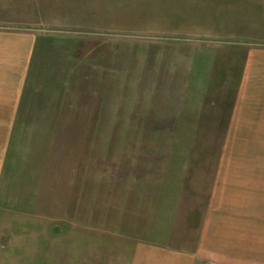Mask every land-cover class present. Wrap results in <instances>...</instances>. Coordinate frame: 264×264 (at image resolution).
Instances as JSON below:
<instances>
[{"label":"crops","instance_id":"obj_1","mask_svg":"<svg viewBox=\"0 0 264 264\" xmlns=\"http://www.w3.org/2000/svg\"><path fill=\"white\" fill-rule=\"evenodd\" d=\"M176 1L174 15L168 11L164 21L178 22L181 28L167 31L185 35L153 41L159 54L145 51L138 62L115 51L95 56L89 69L84 47L64 46L62 55L48 51L46 57L37 36L0 28V210L28 207L27 192L32 208H43L37 203L46 200L57 213L59 202L63 216L76 215L85 226L91 222L115 238L132 239L133 264H236L216 249L217 235L230 233L223 226L227 217H214L223 206L218 194L224 178L215 175L208 182V169L190 168V152L180 145L186 142H174L180 147L159 174L145 166L137 174V160L147 153L130 160L129 151L118 161L122 169H113L110 184L99 190L105 181L97 173L89 179L87 135H81L73 155L64 146L71 138L58 135L72 127L99 129L102 134L91 140L104 139L105 128H226L230 138L253 137L251 129H264V0ZM252 8L256 16L250 21L243 12ZM87 72L106 81L158 80L160 89L149 83L152 91L144 101L150 106L139 109V98L120 107V93L109 87L91 108L73 105L70 92L53 98L56 81L63 80L60 92H66L65 81L83 80ZM39 80L42 90L33 87ZM113 94L117 99L109 102ZM164 138L162 143H169ZM60 158L68 162L61 164ZM102 209H108L106 216L99 215Z\"/></svg>","mask_w":264,"mask_h":264},{"label":"rangeland","instance_id":"obj_2","mask_svg":"<svg viewBox=\"0 0 264 264\" xmlns=\"http://www.w3.org/2000/svg\"><path fill=\"white\" fill-rule=\"evenodd\" d=\"M171 2L173 7L169 0H0V28L37 36L46 57L48 51H55L56 57L58 52L62 55L63 50L66 51L64 46H72L75 51L84 47V60L89 69L95 56L115 51L122 57L134 55L135 62H138L145 51L151 57L159 54L160 47H155L153 41L185 35L179 31H167L181 28L175 17V22L164 21L168 11L172 15L175 13L178 1ZM243 14L250 21L256 16L253 8ZM159 19L163 22L160 23ZM71 41L72 45L69 44ZM72 75L79 76V73ZM37 82L30 81L29 86L33 84L35 89L40 87L42 90L44 80ZM65 82L66 92H60L63 80L50 87L56 94L53 98L60 99L63 93L70 92L73 105L82 104L87 108L94 107L92 103L100 99L104 87H109L112 93H120L118 100L124 101L118 103L120 107L128 106L132 98L136 101L139 98L137 109L150 106L144 101L145 94L152 91L149 83L154 84V90L160 89L158 80L106 81L94 72H87V78L83 80L73 77ZM112 96L109 102L117 99V94ZM60 131L58 135L71 138L70 143L64 145L68 155L79 150L81 135L86 134L89 138V179L94 180L97 173L105 181L98 186L99 190L101 185L110 184L113 169H122L118 161H122L129 151L130 160L147 153L144 154L145 160L142 157L137 160L134 167L137 174L143 172L144 166L150 167L152 174H159V169L169 167L168 158L180 147L174 142H186L180 145L190 152L187 161L190 168L208 169V182L215 175L224 178V186L218 194L223 206L217 208L214 216L220 218L223 214L227 217L223 226L225 230L230 228V233L226 231L216 237V249L225 255L221 258L232 256L236 264H264V129H251L253 137L228 138L226 128H105L102 135L105 138L98 140H91V137L102 134L95 128L72 127ZM162 137L169 143H162ZM225 139H231V142L225 143ZM60 161L61 164L68 162L62 158ZM101 171L108 174L102 176ZM58 176H62L61 173ZM29 185L25 182L24 186ZM87 188L91 193L93 187L88 185ZM24 195L23 205L28 207L0 210V264H133L136 243L132 239L122 235L115 238L111 232L91 222L85 226L79 222V216H63L64 209L59 202L57 213L53 211L55 208L47 206L46 200L37 203L43 208H32L31 195L27 192ZM57 197L64 198L62 193ZM107 211L102 209L99 215H105Z\"/></svg>","mask_w":264,"mask_h":264}]
</instances>
